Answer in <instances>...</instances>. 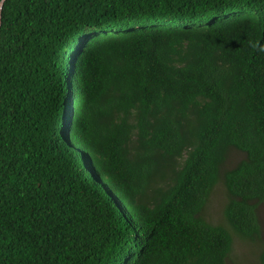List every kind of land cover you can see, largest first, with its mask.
Wrapping results in <instances>:
<instances>
[{"label": "trees", "instance_id": "1", "mask_svg": "<svg viewBox=\"0 0 264 264\" xmlns=\"http://www.w3.org/2000/svg\"><path fill=\"white\" fill-rule=\"evenodd\" d=\"M0 2V264H264V0Z\"/></svg>", "mask_w": 264, "mask_h": 264}, {"label": "rangeland", "instance_id": "2", "mask_svg": "<svg viewBox=\"0 0 264 264\" xmlns=\"http://www.w3.org/2000/svg\"><path fill=\"white\" fill-rule=\"evenodd\" d=\"M236 151L232 152V155L235 156ZM219 199H221V193L214 194L211 199H209V202L207 203V206L205 208L206 214H208L210 217L218 216V213L220 211L219 209ZM249 246V245H248ZM234 251L240 252L238 253L236 257L237 264H250V259L252 256L256 253V247L249 246L248 249H246V245L240 243L234 245Z\"/></svg>", "mask_w": 264, "mask_h": 264}, {"label": "water", "instance_id": "3", "mask_svg": "<svg viewBox=\"0 0 264 264\" xmlns=\"http://www.w3.org/2000/svg\"><path fill=\"white\" fill-rule=\"evenodd\" d=\"M1 3H2V2H0V8H1Z\"/></svg>", "mask_w": 264, "mask_h": 264}]
</instances>
